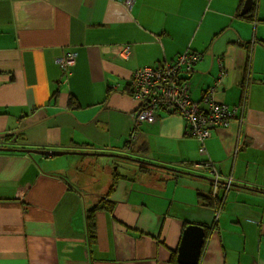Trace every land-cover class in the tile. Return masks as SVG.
I'll return each mask as SVG.
<instances>
[{
	"label": "crops",
	"instance_id": "obj_1",
	"mask_svg": "<svg viewBox=\"0 0 264 264\" xmlns=\"http://www.w3.org/2000/svg\"><path fill=\"white\" fill-rule=\"evenodd\" d=\"M244 1L0 0V134L23 129L16 149L114 155L0 152V264H179L189 224L209 232L198 264H264V0L250 18ZM187 50L203 54L191 99L215 85L236 109L204 153L179 116L133 127L127 91L135 69ZM213 192L216 208L201 197Z\"/></svg>",
	"mask_w": 264,
	"mask_h": 264
},
{
	"label": "built area",
	"instance_id": "obj_2",
	"mask_svg": "<svg viewBox=\"0 0 264 264\" xmlns=\"http://www.w3.org/2000/svg\"><path fill=\"white\" fill-rule=\"evenodd\" d=\"M127 50L128 48L124 49L125 52ZM202 56L203 54L187 50L174 61L161 66L137 68L132 72L127 91L137 103L132 114L133 127L142 122H154L156 112L179 116L184 122V134L198 139L200 152L204 153V141L210 137L211 131L227 127L235 116L236 109L232 110L214 99L215 85L203 92L200 102L191 99L189 78L196 64L201 62ZM75 57V53L67 52L57 63L63 71H68L74 65ZM133 138L134 135H131V139ZM204 165L209 168L215 180V189L220 180L219 175L211 162H204ZM230 184L231 178L225 188Z\"/></svg>",
	"mask_w": 264,
	"mask_h": 264
},
{
	"label": "water",
	"instance_id": "obj_3",
	"mask_svg": "<svg viewBox=\"0 0 264 264\" xmlns=\"http://www.w3.org/2000/svg\"><path fill=\"white\" fill-rule=\"evenodd\" d=\"M252 5V0H245L244 4L241 8L240 14L245 15L249 12L250 8ZM23 129H17L13 132H7L0 134V137L6 138V137H13L11 139L12 142H15L18 134L22 132ZM27 152L28 154H36L41 157H60L63 155H87V156H114L112 154H98V153H82V152H69V151H52V150H23V149H16V148H0V152ZM125 159L129 162H139V163H146L142 162L140 160H135L132 158L125 157ZM34 162V160H32ZM35 164V162H34ZM151 166H154L153 163H147ZM202 179L208 180L211 182L212 185H214V178H208L206 176H200ZM220 180L217 183L216 187H219L220 185ZM226 186V184L224 185ZM204 237H205V227L202 225H197V224H189L187 225L183 232H182V237L180 240V244L178 246L177 250V262L179 264H198L199 258L201 256V251L202 247L204 244Z\"/></svg>",
	"mask_w": 264,
	"mask_h": 264
},
{
	"label": "trees",
	"instance_id": "obj_4",
	"mask_svg": "<svg viewBox=\"0 0 264 264\" xmlns=\"http://www.w3.org/2000/svg\"><path fill=\"white\" fill-rule=\"evenodd\" d=\"M253 9H254V2H253V6L250 9L249 14H246V15L242 16L241 18H250V17H248V15H250V13L254 12ZM64 72H67V71H64ZM199 102H200V100H199ZM6 143H11V137H7L4 139V141H2V145H6ZM112 190H113V188L110 189V191H112ZM201 197H203V201H204L203 203H205L206 205H211L215 208L217 206H220V203L222 202V200H220L219 198H215L214 196L212 197L213 198L212 201H210L211 200L210 197L209 198L204 197V196H201ZM107 209H110V206H108ZM94 211H95V209H91V210L86 212V231H87V235H88V239H89L88 243H92L95 240V224H94V217H93ZM207 230H208V228L205 227V232L207 233V236H208L209 232H207ZM170 261L175 263V253H173Z\"/></svg>",
	"mask_w": 264,
	"mask_h": 264
},
{
	"label": "rangeland",
	"instance_id": "obj_5",
	"mask_svg": "<svg viewBox=\"0 0 264 264\" xmlns=\"http://www.w3.org/2000/svg\"><path fill=\"white\" fill-rule=\"evenodd\" d=\"M192 75V74H191ZM137 104V103H136ZM137 107V106H136ZM136 109V108H135ZM101 116H103V111H101L100 112V115L97 117V118H95V121H98L99 120V117H101ZM104 117L106 118V117H108V115H104ZM131 126H132V121H131ZM87 130V129H86ZM85 130V131H86ZM131 130V129H130ZM12 137V136H11ZM108 136H106V138H107ZM106 138H104V139H102V140H104V141H107V139ZM0 139H1V144H0V148H12V147H10L9 146V143H6V145H2V141H4V139L5 138H3V137H0ZM12 143V142H11ZM81 145V144H80ZM100 147V146H99ZM120 148H121V145H120ZM110 149H108V148H104V151H103V153L104 154H110V153H108V152H105V151H109ZM125 153H127V152H125ZM28 155H30V154H28ZM113 155V154H112ZM30 156H32V155H30ZM111 157H109V159H110ZM103 159H108V158H103ZM133 164V163H132ZM131 164V165H132ZM118 165H121V164H118ZM114 169H116V166H112V170H114ZM81 179H82V175H81ZM13 194L14 193H11L10 194V197H12L13 196Z\"/></svg>",
	"mask_w": 264,
	"mask_h": 264
}]
</instances>
